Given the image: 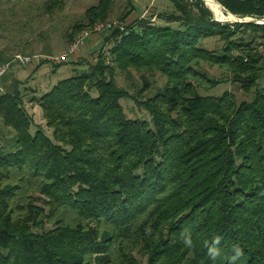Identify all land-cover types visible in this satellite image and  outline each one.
Instances as JSON below:
<instances>
[{"label": "trees", "instance_id": "obj_1", "mask_svg": "<svg viewBox=\"0 0 264 264\" xmlns=\"http://www.w3.org/2000/svg\"><path fill=\"white\" fill-rule=\"evenodd\" d=\"M65 1L45 0L43 10L53 14ZM170 2L174 10L158 14L165 23L128 21L133 0L121 21L109 20L114 0H100L72 25L70 46L110 24L108 47L31 97L51 136L32 130L12 72L22 66L12 61L18 53L0 50V64L11 62L0 77V118L15 131L13 147H0V264H264V23L220 21L202 0ZM219 2L240 17H264V0ZM211 37L220 47L204 45ZM203 63L252 98L210 92L226 79ZM132 70L155 83L131 94L116 76ZM128 97L150 118L130 117ZM234 245L242 255L233 262Z\"/></svg>", "mask_w": 264, "mask_h": 264}, {"label": "rangeland", "instance_id": "obj_2", "mask_svg": "<svg viewBox=\"0 0 264 264\" xmlns=\"http://www.w3.org/2000/svg\"><path fill=\"white\" fill-rule=\"evenodd\" d=\"M44 1L45 0H0V50L4 51L6 54L12 55L19 52L31 54L42 53L45 52L43 49L45 47L51 49L50 55L54 56L55 59L51 62L43 63L40 68H36L38 64L20 66L16 63L12 69L13 74L21 81L19 87L24 94L26 110L33 118L32 130L41 126L51 136L52 128L47 126L46 120L43 117L42 108L36 101H32L31 97L34 94H42L59 79L73 74L72 69L74 67H77L79 70L88 68V63H97L96 61L98 60L97 57L99 53L106 51L108 47L104 44V36L109 31H91L90 35L85 37L84 44H82L76 52L70 53V40L67 35L71 32L72 25L77 21L86 22V10L91 5L98 4L100 0H66L62 8L57 9L53 14L46 13L43 10ZM133 1L137 8L130 17H128V21H132L140 16L145 18L153 17V21L165 23L163 19L159 18L158 14L174 10V6L170 0ZM202 1L204 5L213 12L215 18L223 22H236L241 21V19H254L255 22L264 19V17L257 18L252 16H247L245 18L240 17L232 13L219 2V0H213L212 5L206 0ZM213 9H217L215 12L219 15L223 12L226 17L224 19L219 18L216 16ZM125 10H127L126 0H114L107 19L121 21V16ZM218 10L221 12H218ZM172 25H175V23H172ZM250 34H252V31L245 33L246 37H249ZM94 37L97 39H92ZM203 43L209 48H217L222 44L216 37L207 38L203 40ZM62 54H68L67 58L64 63H62L63 65L59 67L56 72H53L55 65L61 63L58 57ZM109 62H111L110 59ZM203 66L212 77L226 79L210 92L221 94L225 90L233 91L238 102L243 99L249 100L252 98V92L247 93L241 90L239 84L233 82L228 72L224 69L208 63H203ZM118 73L119 74L116 76L118 82L126 87L131 94H136L138 89L147 84L146 82L155 83L153 76H150L146 72L140 73L136 70H132V77H129L127 73ZM154 77L156 78L157 85L160 86L164 84L165 78L161 74L158 73ZM155 87L156 86L147 89L145 91L146 95L152 94ZM122 103L130 117L138 116L147 119L150 118L146 110L140 107L132 97L123 98ZM14 139V129L7 126L3 119L0 118V147L11 149L14 144Z\"/></svg>", "mask_w": 264, "mask_h": 264}, {"label": "built area", "instance_id": "obj_3", "mask_svg": "<svg viewBox=\"0 0 264 264\" xmlns=\"http://www.w3.org/2000/svg\"><path fill=\"white\" fill-rule=\"evenodd\" d=\"M105 27H106V28H105ZM110 28H111V25H110V24L106 26V25H104L103 23H100V24L97 25L95 31H100V32H101L102 30L110 29ZM91 31H92V30H91ZM91 31H88V30L85 31V32L82 34V36L79 37V38H78V39H77V40H76V41L70 46V51H69V52H70V53H74V52H76V50H77L78 48H80V46H81L82 44H84V42H85V37L89 36ZM261 49H262V51H263V53H264V47H263V46H261ZM67 55H68V54H62V55H60V57H58V58H60L61 61H65L66 58H67ZM44 58H48V59H50L51 61L55 59V57L52 56V55H50V56H46V55H43V54H41V53H35V54H32V55H29V54L24 55V54H22V53H18V54L15 55V57L13 58L12 61L19 62V64H21L22 66H29V65H37V64L41 63L42 60H43ZM10 63H11V62H8V63H1V64H0V77H1L4 73H6V72L9 70V68H10Z\"/></svg>", "mask_w": 264, "mask_h": 264}, {"label": "clouds", "instance_id": "obj_4", "mask_svg": "<svg viewBox=\"0 0 264 264\" xmlns=\"http://www.w3.org/2000/svg\"><path fill=\"white\" fill-rule=\"evenodd\" d=\"M184 242H185V245L188 246V247H191L192 245V240H191V236H190V233H185L184 234ZM220 243V238L217 237L214 242L209 246L208 248V255L215 259L216 257H218L221 253H220V249L218 247ZM233 251H234V255L232 256V260L233 262L238 259L241 255H242V250L240 249V247L238 245H234L233 246Z\"/></svg>", "mask_w": 264, "mask_h": 264}, {"label": "bare ground", "instance_id": "obj_5", "mask_svg": "<svg viewBox=\"0 0 264 264\" xmlns=\"http://www.w3.org/2000/svg\"><path fill=\"white\" fill-rule=\"evenodd\" d=\"M206 1L209 2L210 5L213 4V2H212L213 0H206ZM213 11L216 14V16H218L221 19H224L226 17V15L223 12L221 13V15H219L217 12H215V11H217V9H213ZM218 12H221V11L218 10Z\"/></svg>", "mask_w": 264, "mask_h": 264}, {"label": "water", "instance_id": "obj_6", "mask_svg": "<svg viewBox=\"0 0 264 264\" xmlns=\"http://www.w3.org/2000/svg\"><path fill=\"white\" fill-rule=\"evenodd\" d=\"M241 21H254V19H245V20H243V19H241ZM255 22H258V23H264V19H262V21H255Z\"/></svg>", "mask_w": 264, "mask_h": 264}, {"label": "crops", "instance_id": "obj_7", "mask_svg": "<svg viewBox=\"0 0 264 264\" xmlns=\"http://www.w3.org/2000/svg\"><path fill=\"white\" fill-rule=\"evenodd\" d=\"M92 39H95V40H96L97 38H96V37H94V38H92Z\"/></svg>", "mask_w": 264, "mask_h": 264}]
</instances>
